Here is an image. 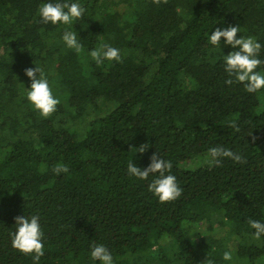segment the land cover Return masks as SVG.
Listing matches in <instances>:
<instances>
[{"label":"trees","instance_id":"16d2710c","mask_svg":"<svg viewBox=\"0 0 264 264\" xmlns=\"http://www.w3.org/2000/svg\"><path fill=\"white\" fill-rule=\"evenodd\" d=\"M65 2L79 3L83 16L42 22L40 6ZM237 25V38H255L264 61V0H0V264H33L11 235L15 217L33 215L43 233L39 264H100L90 255L95 244L113 264H253L264 256V236L239 239H254L249 219L264 223V88L225 84L224 56L238 49L208 39ZM65 31L76 32L81 52L66 46ZM104 44L119 49V62L96 64L90 52ZM34 67L60 101L48 118L27 100L24 70ZM234 117L240 132L228 126ZM216 146L246 162L179 166ZM156 152L183 190L174 201L148 190L158 173H127ZM61 163L69 170L57 175ZM217 216L236 219L215 222L226 226L231 260L200 250L196 227Z\"/></svg>","mask_w":264,"mask_h":264},{"label":"clouds","instance_id":"9594fccd","mask_svg":"<svg viewBox=\"0 0 264 264\" xmlns=\"http://www.w3.org/2000/svg\"><path fill=\"white\" fill-rule=\"evenodd\" d=\"M153 4H166L168 0H152ZM85 9L79 3H45L39 8V15L43 23H63L70 25L74 20H78L83 16ZM240 27L229 26L221 30L217 28L208 39L214 46H220L221 38L226 45L231 46L236 51H230L224 56V71L230 77L225 80V84L231 85L234 82L244 84L248 93H255L264 88V73L256 71V69L264 63L258 59L261 44L253 37L240 36ZM68 48L74 49L77 53L82 51V45L77 40L76 32L65 31L62 37ZM91 58L97 65L104 61L121 60L119 49L104 44L101 47L90 52ZM25 75L31 80L30 87L27 91V100L39 112L41 117L48 118L55 111L60 103L59 99L54 97L48 79L45 77L43 70L39 68H27L24 70ZM38 74V75H37ZM238 117H234L228 122V126L233 128L235 132L241 129L237 124ZM251 136V133L249 134ZM255 141L256 137H251ZM147 143L136 148L138 152L144 153L148 149ZM229 158L237 163H245L246 161L239 153L233 152L227 148L216 146L208 149V163L217 167L221 166L222 160ZM172 163L162 159L157 152L150 157L149 165L141 169L132 162L127 166V173L140 180H147L152 174H159L148 184V190L158 197L161 203H167L178 199L182 195V188L178 185L176 177L170 172ZM68 166L66 164H57L53 168V172L59 175L67 173ZM250 227L254 229L253 236L259 240L264 236V223L249 219ZM16 231L12 233V247L25 255H31L33 264H39L40 258L44 255V244L42 242L43 233L39 222V216L33 215L31 218L25 216L15 217ZM91 258L100 261V264H113V258L108 249L99 244L92 246L90 252ZM224 260H231V252L223 254ZM212 264V261H207Z\"/></svg>","mask_w":264,"mask_h":264},{"label":"rangeland","instance_id":"374dc122","mask_svg":"<svg viewBox=\"0 0 264 264\" xmlns=\"http://www.w3.org/2000/svg\"><path fill=\"white\" fill-rule=\"evenodd\" d=\"M210 165L211 164L208 163V153L206 152V153H202L198 155H193L190 157L184 156L182 160L180 161L179 166L183 169H193L196 167H209ZM224 217H226L225 219L230 222L236 221V219L229 218L228 216H217L213 220L214 224L207 225L206 223H204L201 225L198 224V226L196 225L197 226L196 229L200 228L198 229V233L200 237L203 239V242L200 248L201 251H206V250L211 251L215 249L218 251L217 254L223 255L225 252H231V254H233V250L228 249L226 245V241H225V237L227 234L226 226L215 223L216 220L223 219ZM226 224L227 223L225 222V225ZM195 238L193 239L197 242V239ZM239 239H241V242L245 244L247 241L249 242L250 240L253 241L254 243L259 244V240L255 238L253 239L250 237L248 239L246 235L240 236ZM232 264H236L235 259L232 260ZM253 264H264V256L257 258V260L253 262Z\"/></svg>","mask_w":264,"mask_h":264}]
</instances>
